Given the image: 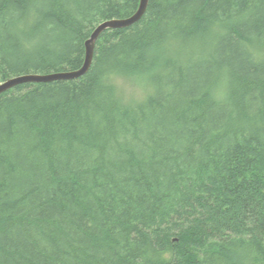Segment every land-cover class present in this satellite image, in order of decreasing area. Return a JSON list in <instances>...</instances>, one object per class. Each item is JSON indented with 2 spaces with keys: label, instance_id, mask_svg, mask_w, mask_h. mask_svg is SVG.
I'll return each instance as SVG.
<instances>
[{
  "label": "trees",
  "instance_id": "1",
  "mask_svg": "<svg viewBox=\"0 0 264 264\" xmlns=\"http://www.w3.org/2000/svg\"><path fill=\"white\" fill-rule=\"evenodd\" d=\"M140 1L0 0V83ZM0 264H264V0H149L1 93Z\"/></svg>",
  "mask_w": 264,
  "mask_h": 264
},
{
  "label": "water",
  "instance_id": "2",
  "mask_svg": "<svg viewBox=\"0 0 264 264\" xmlns=\"http://www.w3.org/2000/svg\"><path fill=\"white\" fill-rule=\"evenodd\" d=\"M149 0H141L140 6L135 14L130 17L122 19H110L101 22L92 33L91 37L86 42V57L84 65L77 70L51 73V74H23L15 77H11L6 81L0 83V94L22 83H39V82H51L56 80H72L77 79L85 75L94 59L95 45L99 36L108 29L125 28L137 23L145 14Z\"/></svg>",
  "mask_w": 264,
  "mask_h": 264
},
{
  "label": "rangeland",
  "instance_id": "3",
  "mask_svg": "<svg viewBox=\"0 0 264 264\" xmlns=\"http://www.w3.org/2000/svg\"><path fill=\"white\" fill-rule=\"evenodd\" d=\"M117 87L120 95L128 102L140 101L147 94L146 83L139 78H118Z\"/></svg>",
  "mask_w": 264,
  "mask_h": 264
}]
</instances>
